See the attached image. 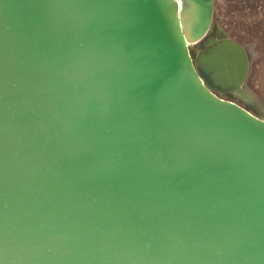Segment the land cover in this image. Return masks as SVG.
I'll return each instance as SVG.
<instances>
[{
  "label": "water",
  "instance_id": "water-1",
  "mask_svg": "<svg viewBox=\"0 0 264 264\" xmlns=\"http://www.w3.org/2000/svg\"><path fill=\"white\" fill-rule=\"evenodd\" d=\"M213 8L0 0V264H264V118Z\"/></svg>",
  "mask_w": 264,
  "mask_h": 264
},
{
  "label": "rangeland",
  "instance_id": "rangeland-1",
  "mask_svg": "<svg viewBox=\"0 0 264 264\" xmlns=\"http://www.w3.org/2000/svg\"><path fill=\"white\" fill-rule=\"evenodd\" d=\"M213 3L212 25L237 40L246 51L248 71L244 87L252 92L260 115L264 116V0L251 3L250 0H213ZM190 49L197 51L199 43ZM222 97L244 104L234 93Z\"/></svg>",
  "mask_w": 264,
  "mask_h": 264
},
{
  "label": "crops",
  "instance_id": "crops-1",
  "mask_svg": "<svg viewBox=\"0 0 264 264\" xmlns=\"http://www.w3.org/2000/svg\"><path fill=\"white\" fill-rule=\"evenodd\" d=\"M251 1L254 2L255 0H250V3H251ZM262 5H264V4H262ZM258 111L260 112V109L259 108H258ZM262 117L264 118V116H262Z\"/></svg>",
  "mask_w": 264,
  "mask_h": 264
}]
</instances>
